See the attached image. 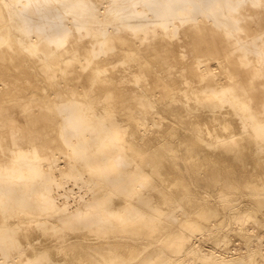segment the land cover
I'll return each instance as SVG.
<instances>
[{
    "label": "bare ground",
    "instance_id": "6f19581e",
    "mask_svg": "<svg viewBox=\"0 0 264 264\" xmlns=\"http://www.w3.org/2000/svg\"><path fill=\"white\" fill-rule=\"evenodd\" d=\"M0 264H264V0H0Z\"/></svg>",
    "mask_w": 264,
    "mask_h": 264
}]
</instances>
